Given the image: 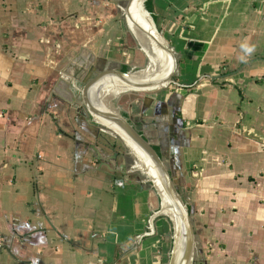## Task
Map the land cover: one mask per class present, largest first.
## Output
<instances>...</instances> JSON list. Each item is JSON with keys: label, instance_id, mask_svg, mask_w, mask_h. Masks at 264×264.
Listing matches in <instances>:
<instances>
[{"label": "crops", "instance_id": "0c3cea01", "mask_svg": "<svg viewBox=\"0 0 264 264\" xmlns=\"http://www.w3.org/2000/svg\"><path fill=\"white\" fill-rule=\"evenodd\" d=\"M100 74L186 203L192 264H264V0H0V264H168L158 193L84 105Z\"/></svg>", "mask_w": 264, "mask_h": 264}, {"label": "water", "instance_id": "95a60500", "mask_svg": "<svg viewBox=\"0 0 264 264\" xmlns=\"http://www.w3.org/2000/svg\"><path fill=\"white\" fill-rule=\"evenodd\" d=\"M162 47L171 58L173 70L176 66V61H174V57L168 46L162 45ZM171 71L170 74L166 75L165 84L171 80ZM132 74L130 73L129 75ZM121 75L123 78H128L129 76L126 74ZM103 76L104 74L97 75L84 84L82 88L84 105L100 125L112 130L133 152L139 160L143 171L148 175L153 188L158 193L163 209L170 216L173 226L172 248L168 264H192L194 235L186 203L174 187L162 159L150 144L119 115L117 107L113 106L111 102L110 105H107L112 110L104 109L102 95L105 94L96 85L101 82ZM126 79H123L125 83L120 82L119 84L121 85L118 84L117 86L118 96L123 92L138 93L147 90L145 87L134 82V79Z\"/></svg>", "mask_w": 264, "mask_h": 264}, {"label": "trees", "instance_id": "16d2710c", "mask_svg": "<svg viewBox=\"0 0 264 264\" xmlns=\"http://www.w3.org/2000/svg\"><path fill=\"white\" fill-rule=\"evenodd\" d=\"M148 8H149V2H148ZM122 114H123V116H124V117H126V115H125V113H124V112H122Z\"/></svg>", "mask_w": 264, "mask_h": 264}, {"label": "rangeland", "instance_id": "374dc122", "mask_svg": "<svg viewBox=\"0 0 264 264\" xmlns=\"http://www.w3.org/2000/svg\"><path fill=\"white\" fill-rule=\"evenodd\" d=\"M103 128V127H102Z\"/></svg>", "mask_w": 264, "mask_h": 264}]
</instances>
